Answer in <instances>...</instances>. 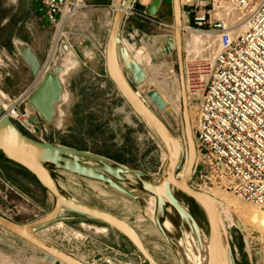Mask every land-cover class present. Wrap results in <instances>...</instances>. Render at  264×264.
Here are the masks:
<instances>
[{
  "label": "rangeland",
  "instance_id": "1",
  "mask_svg": "<svg viewBox=\"0 0 264 264\" xmlns=\"http://www.w3.org/2000/svg\"><path fill=\"white\" fill-rule=\"evenodd\" d=\"M164 4L169 13L168 20L164 21L175 23L173 0H165ZM88 14L99 18L101 11L83 15L82 24L88 22ZM84 24L78 27L69 43L77 55L78 63L63 76L69 94L68 100L60 107L64 112L63 125H44L43 141L100 154L125 168L143 171L149 180L157 181L161 178L162 165L167 158L166 148L158 135L136 115L118 91L108 75L105 58L93 49ZM53 32V28L43 23L36 10L35 0H0V97L4 103L8 104L11 97L23 93L33 80L30 68L19 53L17 42L28 43L42 64L49 54ZM108 33L106 28L97 25L93 32L101 42L108 41ZM167 34L159 36L155 32H149L147 38L141 34L133 47L139 63L156 81L163 79L159 77L163 72L157 74L156 70L159 68L153 62L163 64L166 51L162 48L167 47ZM173 40L176 48L175 34ZM87 51L95 52L92 59L87 57ZM147 85V92L155 90L150 81H147ZM160 90L162 88L158 90L159 93ZM139 92L152 106L144 92L140 89ZM163 94L170 98V92ZM164 95H161L162 99L167 103ZM170 100L174 101L173 98ZM47 166L67 197L130 221L157 262L193 264L189 255V242L192 243L190 234L193 233L189 226L182 223L171 205H167L160 219L163 225L166 221L172 223L171 229L165 230L170 238L168 241L156 225L157 205H153L154 196L144 191L136 177L128 175L129 178L123 185L141 195L138 201L100 180L83 178L53 165ZM220 191L237 198L227 191ZM176 195L186 204L208 237V219L202 208L185 194L176 191ZM54 205V196L31 173L8 161L0 152L2 213L14 222L29 224L50 212ZM251 207L259 210L260 216L263 213L264 217V207ZM245 221H248V235L237 225H229L227 228L235 264H264V225L252 223L250 219ZM44 230L43 237L50 244L78 257L86 264H149L137 259L140 252L123 234L87 216L63 211L57 219L37 228L36 232L42 233ZM193 249L197 252L195 246ZM0 254L11 264H59L47 253L37 250L2 227Z\"/></svg>",
  "mask_w": 264,
  "mask_h": 264
},
{
  "label": "built area",
  "instance_id": "2",
  "mask_svg": "<svg viewBox=\"0 0 264 264\" xmlns=\"http://www.w3.org/2000/svg\"><path fill=\"white\" fill-rule=\"evenodd\" d=\"M35 2L41 18L54 29L53 40L39 73L23 93L11 97L4 112L25 135L43 141L44 125H40L38 134L37 125L24 110L26 102L44 77L53 72L61 44L70 43L78 27L83 26L82 16L100 8L87 0ZM125 2L121 6L125 11L121 36L128 50L145 32L174 36L175 23L149 14L146 0H134L128 9ZM181 5L185 87L196 147L189 185L202 192L212 188L227 191L264 207V0H181ZM107 8L101 27L110 32L117 8L114 1ZM84 25L93 49L106 60L108 41L95 37V23ZM94 54L87 51L90 59ZM164 63L171 84L179 82L177 48H172ZM172 113L177 127L169 128L185 147V164L177 173L181 179L189 162L183 105ZM137 259L146 262L142 255Z\"/></svg>",
  "mask_w": 264,
  "mask_h": 264
},
{
  "label": "water",
  "instance_id": "3",
  "mask_svg": "<svg viewBox=\"0 0 264 264\" xmlns=\"http://www.w3.org/2000/svg\"><path fill=\"white\" fill-rule=\"evenodd\" d=\"M134 0H126L124 7L130 8ZM164 0H153L148 8V13L157 15ZM123 0H114L117 8L113 18V25L109 32L107 42L106 65L109 77L113 80L118 91L122 94L129 106L136 115L143 120L155 132L164 148H166L168 158L164 166L161 178L151 181L143 171L125 168L108 158L95 154L87 150H78L73 147H65L58 144H51L39 141L25 135L16 124L11 121L8 114L0 111V152L10 162L28 170L39 181L50 194L55 198L53 209L42 218L21 224L14 222L0 213V228L2 227L14 236H17L31 244L39 251L47 253L61 264H85L75 256L54 245L43 241L36 235V230L57 219L63 211L89 217L96 221H101L111 228L123 234L144 257L149 264H161L150 254L141 235L137 232L130 221H126L116 215L101 208H96L88 204H83L74 198L67 197L60 190L58 181L53 178L52 171L47 165H53L57 169L74 173L81 177L102 181L110 188L130 196L134 200H140L141 195L124 187L120 182H125L128 175L136 177L142 184L144 191L156 198L157 214L156 225L161 233L169 241V236L165 231L160 216L164 213L167 205H171L181 218L183 224H187L190 231L196 236L200 246L207 254V264H235L232 246L229 241V232L226 229L220 208L210 195L202 191L194 190L189 185V178L193 171L196 158V147L192 142L190 133V122L188 119V99L185 87L184 62H183V34L181 26L183 24V6L181 0H173L174 20L176 25L177 55L179 63V77L181 78L184 106V119L189 137V163L184 172V178L179 179L177 173L182 169L185 157V147L180 140L172 134L169 126L177 127L168 105L156 90L147 92L148 75L139 62L135 60L130 50L127 49L121 36L122 21L125 16L124 9L121 8ZM167 47H163L165 56L174 47L173 37L166 39ZM25 45L20 49L18 44ZM69 43L63 42L59 49V54L53 63V72H49L43 79L39 87L31 94L26 102L24 110L30 120L37 125L36 131L40 133V125L56 126V119L60 117V107L65 103L64 95L67 93L66 82L62 80L64 68L56 61L62 55V49L69 48ZM19 53L22 54L27 66L31 70V80L39 73L41 62L30 45L25 41L17 42ZM139 89L150 100L151 105L139 92ZM160 115V116H159ZM58 126V125H57ZM176 191L185 194L198 204L208 219L209 236L204 240L202 231L197 219L193 216L186 204H183L176 195ZM237 227L244 231L241 223ZM260 264V263H257Z\"/></svg>",
  "mask_w": 264,
  "mask_h": 264
},
{
  "label": "bare ground",
  "instance_id": "4",
  "mask_svg": "<svg viewBox=\"0 0 264 264\" xmlns=\"http://www.w3.org/2000/svg\"><path fill=\"white\" fill-rule=\"evenodd\" d=\"M174 34H175V41H176V37H177L176 31L174 32ZM163 36H165V35H163ZM168 37H170V36L168 35ZM168 37L165 38V41ZM18 46L21 50L24 49V47H25V45L22 43H19ZM176 48H177V42H176ZM129 49H130V52L132 53L133 57L135 58V60L137 62H139L138 56L136 55V51L133 49V47L129 46ZM61 52H62V55L56 61V63L63 66V68H64L63 74L65 75V74H67V72L70 69L76 67V65L78 63V58H77L75 51H73L70 47L66 48V49H62ZM156 62H153L159 68L158 70H156V72H157V74L163 72L159 76V77H162L163 79L156 81L155 79H153L154 78L153 76L150 77L148 75V73L146 72L148 75V78H149L148 81H150V83L152 84V87L155 88L156 91H158L160 88H162V91L164 93L170 92V98L174 99L173 102H171L170 98L166 97L163 94V92L160 90L161 91L160 94L162 96L164 95L165 99L167 100L166 105H168V110H171L172 112L173 111H175V112L180 111L181 106H182L181 105L182 104V98H183L181 78H179V82L175 81L174 85L171 84V79H170V77L167 76V73L165 72L167 69V64L165 65L164 61L162 62L163 63L162 65H160L159 63H156ZM62 80H64L63 77H62ZM68 97H69V94L64 95V101L65 102L68 100ZM6 106H7V104L4 103L0 97V111L1 110L5 111ZM183 111H184V107H183ZM63 115H64V112L61 109L60 117L58 119H56V123L59 127H61L63 125ZM188 119L190 122V133H192V123H191V119H190V111L189 110H188ZM186 133H187V130H186ZM187 136H188V133H187ZM187 138H188V147H189V137H187ZM192 142L194 144L193 133H192ZM189 152H190V147H189ZM167 158H168V154H167ZM205 193L210 195L211 197H213V199L215 200V203H217V205L219 206L221 216L223 217L224 223L226 225V229L229 227V225L231 226V225H236L238 223H241L243 225L244 231L246 232V235H248V230L246 229L247 228L246 222H248V221H245V220L250 219V221L252 223H255V224L257 223L258 225H264V217H262L263 213L260 216V214L258 212L259 210L257 211L256 208L254 210L251 207V205H253V204H250V203L248 204L247 202H244L242 200L239 201V198H234L233 196H229L228 194H224L219 189H215V188H212V190L206 191ZM153 203L156 206L155 197H153ZM232 212H234L235 215H233ZM171 225H172L171 222L166 221L164 223L165 230H170ZM45 231L46 230H44L42 233L36 232V235H37V237H39L43 241L50 243L45 237H43ZM203 236H204V240L208 239V237L206 236L205 233L203 234ZM190 238L192 240V243L189 242V244H190L189 255H190L191 259L193 260V264H207L206 251L203 250L202 246H200V244H199V242H198V240L194 234H190ZM194 246L196 247L197 252L194 251V249H193ZM76 258L79 261L85 263L83 260L79 259L78 257H76ZM0 264H11V263H8V261L5 259L4 255L0 254Z\"/></svg>",
  "mask_w": 264,
  "mask_h": 264
},
{
  "label": "crops",
  "instance_id": "5",
  "mask_svg": "<svg viewBox=\"0 0 264 264\" xmlns=\"http://www.w3.org/2000/svg\"><path fill=\"white\" fill-rule=\"evenodd\" d=\"M90 3H95L97 5H99V11H101V16H99V18H95L93 15H89L88 14V22H92L95 23V25L97 26H102L105 23V20L107 18V14H108V4L112 3L114 0H87ZM149 4L153 1V0H146ZM165 0L163 1L161 8L159 9L158 13H157V17L163 20H168L169 18V13L167 10V6H165ZM36 10L38 12V14L41 16V10L38 8V5L36 4ZM43 20V19H42ZM43 23L48 26V24L45 23V21L43 20ZM149 32H145L143 33L144 37H148Z\"/></svg>",
  "mask_w": 264,
  "mask_h": 264
},
{
  "label": "flooded vegetation",
  "instance_id": "6",
  "mask_svg": "<svg viewBox=\"0 0 264 264\" xmlns=\"http://www.w3.org/2000/svg\"><path fill=\"white\" fill-rule=\"evenodd\" d=\"M154 110H155V108L154 107H152ZM160 116V115H159ZM129 178V177H128ZM128 180V179H127ZM125 182H127V181H125ZM125 182H120L122 185L125 183ZM140 182V181H139ZM141 183V182H140ZM124 186V185H123ZM125 187V186H124ZM125 195V194H124ZM130 197V196H129ZM133 199V198H132ZM136 201H138V200H136ZM153 205H154V203H153Z\"/></svg>",
  "mask_w": 264,
  "mask_h": 264
},
{
  "label": "trees",
  "instance_id": "7",
  "mask_svg": "<svg viewBox=\"0 0 264 264\" xmlns=\"http://www.w3.org/2000/svg\"><path fill=\"white\" fill-rule=\"evenodd\" d=\"M3 154V153H2ZM9 161V160H8ZM12 163V162H11ZM14 163V162H13ZM15 164V163H14ZM17 165V164H16ZM17 166H19V165H17ZM21 167V166H20ZM21 168H23V167H21ZM24 169V168H23ZM25 170V169H24ZM27 172H29L28 170H26ZM30 173V172H29Z\"/></svg>",
  "mask_w": 264,
  "mask_h": 264
}]
</instances>
